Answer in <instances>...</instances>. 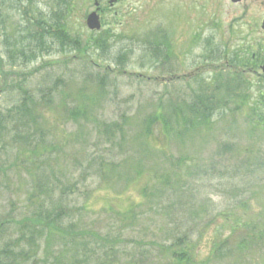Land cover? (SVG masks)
I'll return each instance as SVG.
<instances>
[{"label":"rangeland","instance_id":"obj_1","mask_svg":"<svg viewBox=\"0 0 264 264\" xmlns=\"http://www.w3.org/2000/svg\"><path fill=\"white\" fill-rule=\"evenodd\" d=\"M68 6L0 0V259L264 264V240L237 232L264 235V131L253 112L264 85L244 79V105L235 83L214 93L225 105L196 129L182 123H197V115L172 113L196 102L200 80L224 75L223 60L214 74L206 62L209 41L226 38L212 31L210 13L186 20L173 0L154 7L128 0V14L91 38L86 6ZM56 13L65 30L54 26ZM46 20L51 29L29 41ZM162 33L173 46L170 64L144 48ZM66 37L74 43L62 45ZM219 48L225 56L238 49ZM24 104L36 124L20 120ZM176 248L188 262L172 255Z\"/></svg>","mask_w":264,"mask_h":264},{"label":"flooded vegetation","instance_id":"obj_2","mask_svg":"<svg viewBox=\"0 0 264 264\" xmlns=\"http://www.w3.org/2000/svg\"><path fill=\"white\" fill-rule=\"evenodd\" d=\"M171 0H136L138 4L148 3L153 7L157 3H169ZM183 6L188 12L186 20L203 21L209 12L213 18L214 34H224L225 43H213L209 47H238L230 54L234 62L246 63L248 67H238L234 70L226 55L225 67L230 71L244 74V77H256L264 81L261 73L264 66V0H173ZM86 9L81 14L86 20L96 13L102 25L107 21L125 17L128 14V0H83ZM197 13V14H196ZM195 14V15H194ZM225 20V22H222ZM198 32H203L201 28ZM229 53V51H228Z\"/></svg>","mask_w":264,"mask_h":264},{"label":"trees","instance_id":"obj_3","mask_svg":"<svg viewBox=\"0 0 264 264\" xmlns=\"http://www.w3.org/2000/svg\"><path fill=\"white\" fill-rule=\"evenodd\" d=\"M20 1V0H19ZM61 2H63L62 0H60ZM59 16V15H57ZM57 20V22L55 21V27H58V28H62L63 26H61V22L59 21L60 20V17H56L55 18ZM49 22V21H47ZM52 22H54V19L52 20ZM41 23H44L43 21ZM44 24H48V23H44ZM50 27H52L53 25L49 24ZM264 85V83H261ZM264 95V94H263ZM264 99V97H263ZM201 104V105H200ZM202 106H205V98H199V102L198 104L196 105H190L189 106V110L192 112V113H198V109H201ZM21 109L18 110V113L22 114V116L20 117V120H27V117H30L31 120L33 121L34 124H36V119L34 118V114H33V111L30 110L26 104L24 105H21ZM256 110L254 111V117H255V120H258V122L260 123H263L264 124V100H262V106L260 108L256 107L255 108ZM75 115V113H73ZM5 124H6V119L4 116L0 115V140H4V133H5ZM36 127V125H35ZM152 127H149L148 129H151ZM106 130L109 132L110 131V128H106ZM147 130V129H146ZM119 133H122V128L119 129L118 131ZM149 135V131L147 130V136ZM2 225L0 224V230L3 229V227H1ZM221 251V249H218V252ZM2 254L4 256H8L11 254V251L9 250H3ZM6 264V262L2 261L0 259V264ZM12 264H16V262H10ZM10 263H7V264H10Z\"/></svg>","mask_w":264,"mask_h":264},{"label":"water","instance_id":"obj_4","mask_svg":"<svg viewBox=\"0 0 264 264\" xmlns=\"http://www.w3.org/2000/svg\"><path fill=\"white\" fill-rule=\"evenodd\" d=\"M99 24H98V22L96 21V19H94V18H90L89 19V27L91 28V29H99Z\"/></svg>","mask_w":264,"mask_h":264}]
</instances>
